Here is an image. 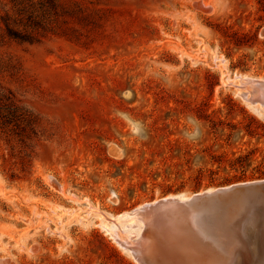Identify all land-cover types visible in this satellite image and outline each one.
<instances>
[{
    "label": "rangeland",
    "instance_id": "obj_1",
    "mask_svg": "<svg viewBox=\"0 0 264 264\" xmlns=\"http://www.w3.org/2000/svg\"><path fill=\"white\" fill-rule=\"evenodd\" d=\"M246 76L264 79V0H0V83L37 123L0 129V264H137L113 218L264 180Z\"/></svg>",
    "mask_w": 264,
    "mask_h": 264
},
{
    "label": "water",
    "instance_id": "obj_2",
    "mask_svg": "<svg viewBox=\"0 0 264 264\" xmlns=\"http://www.w3.org/2000/svg\"><path fill=\"white\" fill-rule=\"evenodd\" d=\"M257 85L259 94L248 102L264 107V82ZM151 209L140 264H264V180L197 193L187 202L162 200Z\"/></svg>",
    "mask_w": 264,
    "mask_h": 264
},
{
    "label": "bare ground",
    "instance_id": "obj_3",
    "mask_svg": "<svg viewBox=\"0 0 264 264\" xmlns=\"http://www.w3.org/2000/svg\"><path fill=\"white\" fill-rule=\"evenodd\" d=\"M237 79H238V82L234 83L233 85H234V87H236L238 95L245 102H247L248 105L252 106V104L248 102V99L255 92H257V94H259L260 88L257 84H258V82H264V79L263 78L254 79V78H252V77L250 78L248 76L237 77ZM233 82H235V80ZM252 107L257 108V109L264 112V107H262L260 105H257V106L253 105ZM253 110H255V109H253ZM207 192H213V190H208ZM201 193H204V192H201ZM191 198H192V196L189 198L188 197L184 198V197H180V196H169V197L160 199L158 201L142 205L130 213H126V214L118 216L117 218H113L111 222H113V224L115 225V228L114 227L113 228L107 227L106 229H107L108 233L112 236L114 241L117 243V245L119 247H121L124 251H126L127 254L130 257H132L137 264H140L138 257L141 254V247H143V245H146V237H147L146 229L148 228V226L151 225V223L153 221V210L151 208L162 200H170V199L172 200L173 199V200H178L180 202H187ZM255 221H256V217L253 216L250 219V221L245 224L247 232L250 231V228L255 227ZM119 222L121 223L120 225H122V223H124V224H127V226L125 225L126 227L120 228L117 226V224ZM140 225H141V227H140ZM130 228H131V230H133V229L135 230L137 228L141 229L142 230L141 235L139 237L137 236L135 238L134 235L132 236V234L127 232ZM8 264H9V261H8Z\"/></svg>",
    "mask_w": 264,
    "mask_h": 264
},
{
    "label": "trees",
    "instance_id": "obj_4",
    "mask_svg": "<svg viewBox=\"0 0 264 264\" xmlns=\"http://www.w3.org/2000/svg\"><path fill=\"white\" fill-rule=\"evenodd\" d=\"M7 20L4 22L7 26V36L11 40L30 44L38 42L33 33L16 31L8 25ZM36 127L34 115L11 89L0 83V129L13 133L21 138V141H24L27 130L34 131ZM242 168L246 169L247 167L242 165Z\"/></svg>",
    "mask_w": 264,
    "mask_h": 264
}]
</instances>
